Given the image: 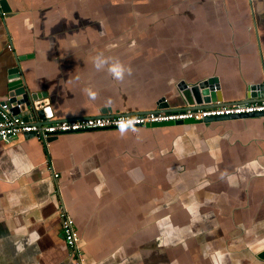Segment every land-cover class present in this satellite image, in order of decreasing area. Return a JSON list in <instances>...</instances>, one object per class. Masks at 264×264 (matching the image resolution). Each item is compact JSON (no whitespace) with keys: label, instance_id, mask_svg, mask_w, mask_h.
<instances>
[{"label":"crops","instance_id":"0c3cea01","mask_svg":"<svg viewBox=\"0 0 264 264\" xmlns=\"http://www.w3.org/2000/svg\"><path fill=\"white\" fill-rule=\"evenodd\" d=\"M6 2L0 101L18 65L48 120L178 105L177 80L211 75L236 101L264 79V0ZM61 208L84 264H264V115L0 140V264H72Z\"/></svg>","mask_w":264,"mask_h":264},{"label":"built area","instance_id":"2783aa9c","mask_svg":"<svg viewBox=\"0 0 264 264\" xmlns=\"http://www.w3.org/2000/svg\"><path fill=\"white\" fill-rule=\"evenodd\" d=\"M11 48V45H8ZM264 113V99L252 102H242L230 105L209 106L205 108H181L165 111L156 109L142 113H119L109 116H88L77 119L55 120L39 124L26 120L22 115L10 113L7 104L0 101V140L8 141L18 134L32 133L34 137L45 142L47 136L59 135L69 132L117 129L121 122L126 128L147 126L148 124L166 123L170 121H195L203 122L210 116L239 115L243 113ZM57 176V174H54ZM62 237L68 250L72 264H84L83 251L79 245V231L73 219L66 210H59Z\"/></svg>","mask_w":264,"mask_h":264},{"label":"water","instance_id":"95a60500","mask_svg":"<svg viewBox=\"0 0 264 264\" xmlns=\"http://www.w3.org/2000/svg\"><path fill=\"white\" fill-rule=\"evenodd\" d=\"M1 11H9L10 8L7 5L6 0H0ZM22 56H18L17 60H21ZM7 77L10 81L7 82L8 91L6 93V98L4 101L12 114L22 115L24 119L35 121L39 124L45 122L55 121L48 120L52 117V109L49 105L48 100L45 101L46 93L41 91H30L27 87L24 79L20 73L18 65L12 66L7 70ZM175 91L178 93L182 99L181 104H170L165 96H160L156 105L158 109H165V111L177 110L181 108H205L209 106H219V105H230L242 102H252L264 99V79L261 82H244V97L241 100L236 101H226L223 99L219 78L216 76H208L202 78L198 81L187 82L184 79L177 80L175 82ZM174 105V106H170ZM155 110V109H154ZM152 111V110H149ZM109 110L102 108L100 116H111L117 114H108ZM23 113V114H22ZM122 113H142L140 111L132 112H122ZM119 114V113H118ZM264 113H243L239 115H223V116H210L203 119L202 123H209L215 120H223L229 118H241L249 116H261ZM186 121L177 120L166 122L168 124H183ZM166 123L158 124H148L147 126H158L164 125ZM24 135L33 136L32 133H24ZM57 135L47 136L45 142L56 138ZM74 221V220H73ZM80 237V235H79ZM84 256V255H83ZM257 256L264 259V249L260 251Z\"/></svg>","mask_w":264,"mask_h":264},{"label":"clouds","instance_id":"9594fccd","mask_svg":"<svg viewBox=\"0 0 264 264\" xmlns=\"http://www.w3.org/2000/svg\"><path fill=\"white\" fill-rule=\"evenodd\" d=\"M107 61L102 57V56H97L95 59V66L97 67V69L100 68L101 63H106ZM109 71L115 76L116 79H123V75H124V67L123 65L119 62V61H115L114 63H112L109 67ZM130 73V69L128 70ZM89 95L94 99L96 96V93L89 91ZM120 129L123 131L127 125L124 122H121L119 124Z\"/></svg>","mask_w":264,"mask_h":264},{"label":"rangeland","instance_id":"374dc122","mask_svg":"<svg viewBox=\"0 0 264 264\" xmlns=\"http://www.w3.org/2000/svg\"><path fill=\"white\" fill-rule=\"evenodd\" d=\"M166 124H168V123H166ZM149 127H151V126H149Z\"/></svg>","mask_w":264,"mask_h":264}]
</instances>
